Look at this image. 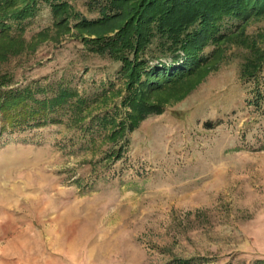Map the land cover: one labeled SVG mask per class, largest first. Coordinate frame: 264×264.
Listing matches in <instances>:
<instances>
[{"label": "rangeland", "instance_id": "rangeland-1", "mask_svg": "<svg viewBox=\"0 0 264 264\" xmlns=\"http://www.w3.org/2000/svg\"><path fill=\"white\" fill-rule=\"evenodd\" d=\"M64 1L67 28L46 5L12 24L24 42L14 37L22 53L5 69L15 86L38 82L39 100L62 87L86 104L78 112L71 97L41 123L0 122V264H264V97L255 108L240 79L251 41L264 56V18L225 21L232 39L202 78L146 91L163 113L123 148L93 117L127 123L126 77L83 42L96 33L74 28L97 9ZM152 51V65L169 63ZM260 80L264 88V61Z\"/></svg>", "mask_w": 264, "mask_h": 264}, {"label": "trees", "instance_id": "trees-1", "mask_svg": "<svg viewBox=\"0 0 264 264\" xmlns=\"http://www.w3.org/2000/svg\"><path fill=\"white\" fill-rule=\"evenodd\" d=\"M40 5L48 6L56 18L54 25L63 28V15L71 14L70 6L64 0H0V122L11 120L12 126H23L30 121L41 123L46 116L39 117L42 111L51 112L71 97L77 99L78 112L82 111V108L77 109L80 104H86L73 90L62 87H58L53 97L39 100L35 94L44 89L36 87L38 82L32 81L25 87L15 86L11 71L5 69L8 54L22 53L14 48V37L24 42L17 34H12V24L16 23L19 28ZM88 6L97 9L99 17L95 20L80 18L74 28L96 33L95 39H84L83 42L91 52L107 55L120 63L127 87L122 104L131 110L127 123L117 122L115 114L98 115L93 120L96 119L100 127L93 128L106 131L108 138L119 141L123 148L128 145V134L134 132L141 121L163 113L162 105L147 102L146 91H158L159 81L173 85L185 78L189 80L191 76L202 78L211 66L210 61L218 54V45L225 39H232V33H222L225 21L243 24L250 17L264 18V0H88ZM243 42L248 45L247 39ZM210 45H215L214 49L204 54V48ZM153 47L155 50L152 51ZM248 47L251 55L241 65L240 79L244 84H251V104L257 108L264 97L260 80L264 56L255 42L251 41ZM151 51L169 59V63L157 62L158 59L157 64L152 65ZM108 125L113 127H106ZM2 130L3 127L0 134ZM116 156L120 158V154Z\"/></svg>", "mask_w": 264, "mask_h": 264}]
</instances>
